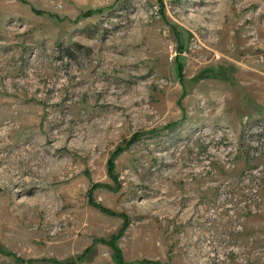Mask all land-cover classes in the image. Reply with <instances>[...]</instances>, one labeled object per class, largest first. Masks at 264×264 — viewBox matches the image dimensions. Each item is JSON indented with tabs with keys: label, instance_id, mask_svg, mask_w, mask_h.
<instances>
[{
	"label": "rangeland",
	"instance_id": "1",
	"mask_svg": "<svg viewBox=\"0 0 264 264\" xmlns=\"http://www.w3.org/2000/svg\"><path fill=\"white\" fill-rule=\"evenodd\" d=\"M0 264H264V0H0Z\"/></svg>",
	"mask_w": 264,
	"mask_h": 264
}]
</instances>
